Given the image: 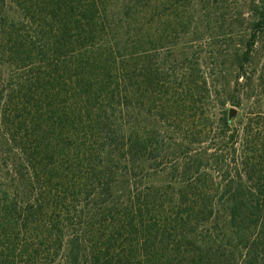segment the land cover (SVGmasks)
I'll list each match as a JSON object with an SVG mask.
<instances>
[{
	"label": "trees",
	"instance_id": "trees-1",
	"mask_svg": "<svg viewBox=\"0 0 264 264\" xmlns=\"http://www.w3.org/2000/svg\"><path fill=\"white\" fill-rule=\"evenodd\" d=\"M10 1L0 264H264V0Z\"/></svg>",
	"mask_w": 264,
	"mask_h": 264
},
{
	"label": "rangeland",
	"instance_id": "rangeland-1",
	"mask_svg": "<svg viewBox=\"0 0 264 264\" xmlns=\"http://www.w3.org/2000/svg\"><path fill=\"white\" fill-rule=\"evenodd\" d=\"M230 2H233L234 5H238V7L240 8V6H242L246 2V0H230L229 3ZM193 3L195 4V0L193 1ZM16 4H17V0H11L9 2V4H8L9 6L7 8V11L10 12V14H12L13 11L16 10L15 9ZM246 4H248V3H246ZM244 11H247V7H245ZM191 29H192V27H191ZM236 36L238 37V32H235V37ZM188 37H190V35H182V36L177 37V38H179V41L177 40V38L175 39V43H178L174 48V51L177 52L175 54V57L179 58V60L174 59L173 67L177 68V67L181 66L180 54L182 53L181 51L183 50L185 55H187L189 58L188 62L192 63L193 69L200 68L202 70H205V69L209 70L211 67L214 69H217V63L213 62L212 56L210 55V49L206 45H202V43H201V45L199 43H195L192 46L191 44L187 43L188 45H186L184 47L181 46L180 41H186L188 39ZM16 55L19 56L18 54H16ZM255 62L258 66V69L261 68V70L264 71V34L260 37L259 43H258L257 48H256ZM208 65H210L211 67L208 68ZM4 68H5V73L7 74V71L9 69L8 64H6L4 66ZM10 69H11V67H10ZM17 71L18 72H15V74L20 75V69L19 68H17ZM12 86H14V85H12Z\"/></svg>",
	"mask_w": 264,
	"mask_h": 264
},
{
	"label": "water",
	"instance_id": "water-1",
	"mask_svg": "<svg viewBox=\"0 0 264 264\" xmlns=\"http://www.w3.org/2000/svg\"><path fill=\"white\" fill-rule=\"evenodd\" d=\"M235 114V109H231L229 112V117L232 118Z\"/></svg>",
	"mask_w": 264,
	"mask_h": 264
}]
</instances>
